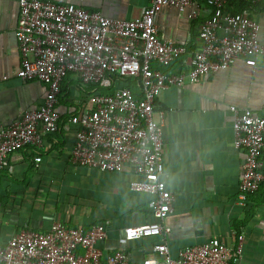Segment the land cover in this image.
<instances>
[{"label": "built area", "instance_id": "1", "mask_svg": "<svg viewBox=\"0 0 264 264\" xmlns=\"http://www.w3.org/2000/svg\"><path fill=\"white\" fill-rule=\"evenodd\" d=\"M258 5L264 0H238ZM195 5L193 18L206 12L200 25L199 49L190 53L186 45H176L159 36L156 18L164 6L184 12ZM15 31L21 58L17 77L47 86L43 104L24 112L10 125L0 127V173L11 172V157L22 149H40L44 136L60 130L59 102L62 84L75 75L85 86L97 90L114 89L112 94L92 93L84 112L64 124L77 127L71 152L75 166L101 172L132 170L143 179L130 189L152 196L149 209L154 221L124 230L127 242L161 238L153 255L137 264H233L243 252L213 239L201 246L182 250L173 258L167 244L171 229L166 219L174 212V196L164 180L165 112L155 119L156 99L163 90L198 84L204 78L227 70L237 59L250 67L264 55L261 28L251 9L233 14L229 0H151L138 20L105 17L72 4L49 0H19ZM175 63L182 72H164ZM177 64V65H178ZM138 79L141 97L115 80ZM79 96V95H77ZM233 115L235 148L245 152L239 201L264 185V116L248 108H229ZM37 156L35 162L41 163ZM107 239V226L90 229L68 227L54 222L46 232L23 229L0 247V264H131L126 248L104 256L98 247Z\"/></svg>", "mask_w": 264, "mask_h": 264}, {"label": "crops", "instance_id": "2", "mask_svg": "<svg viewBox=\"0 0 264 264\" xmlns=\"http://www.w3.org/2000/svg\"><path fill=\"white\" fill-rule=\"evenodd\" d=\"M49 1L127 21L138 20L151 5V0ZM18 3L0 0V127L38 109L47 93L44 84L17 77L21 64L15 35ZM195 8L193 4L180 12L164 6L156 18L160 38L186 45L190 53L197 51L200 25L207 14L193 18ZM251 12L264 45V1ZM257 61L256 67H250L237 59L227 70L198 84L163 90L156 99L155 119L165 112L164 180L174 196V212L165 225L171 229L167 244L175 259L182 250L213 239L235 249L241 238L243 252L233 264H264V185L246 202L239 201L245 152L235 148L229 110L231 106L248 108L264 116V55ZM171 72H182V68L178 64ZM66 83L74 93L61 96L59 132L45 135L40 149L14 153L12 171L0 173V247L23 229L46 232L54 222L90 229L106 223L107 239L98 246L104 256L126 248L130 263H140L153 255L154 246L162 240L127 242L124 230L154 221L148 206L152 196L131 191V183L143 178L130 169L109 173L73 164L77 127L70 131L63 127L69 118L84 112L90 97L81 101L79 85L69 79ZM37 156L42 158L38 165Z\"/></svg>", "mask_w": 264, "mask_h": 264}, {"label": "trees", "instance_id": "3", "mask_svg": "<svg viewBox=\"0 0 264 264\" xmlns=\"http://www.w3.org/2000/svg\"><path fill=\"white\" fill-rule=\"evenodd\" d=\"M229 3L231 5V8L229 9V11L233 14H236V13H240L241 11H243L244 9H254L255 7L259 6L260 4L258 5H255V6H252V5H247V4H244L242 2H239L238 0H229ZM178 63H175V65L171 66V67H174L176 66ZM171 67H168V68H160L159 66L157 65H153V68H157V69H162L164 72H171ZM70 76H74L75 75H68V77L64 80L63 84H62V95H65V96H68L70 93H74V91L72 90L71 92V87L69 85V83H66L68 82V79L69 81L71 80V82L75 83L76 85H81L82 82L80 79L76 78V80H72L70 78ZM124 85V86H127L129 87L133 93L135 94V96L137 98H140L141 97V88H140V84H139V80L138 79H122L120 77H117V79L115 80V84H116V88L120 87L121 85ZM90 90L92 91V93H97V94H112L114 89H110V90H103V89H96L95 87L93 86H90ZM87 91H89V89H87ZM88 93V92H87ZM61 99V97H60ZM74 117V116H73ZM62 118V117H61ZM262 159H264V150H263V155H262ZM264 162V161H263Z\"/></svg>", "mask_w": 264, "mask_h": 264}, {"label": "rangeland", "instance_id": "4", "mask_svg": "<svg viewBox=\"0 0 264 264\" xmlns=\"http://www.w3.org/2000/svg\"><path fill=\"white\" fill-rule=\"evenodd\" d=\"M87 89H89V91H91L90 90V86H85L83 84L82 85H79V90L81 91L80 92L81 93V96L79 95V98H80L81 101H83V100L84 101H87L88 100V97L91 96V94H86Z\"/></svg>", "mask_w": 264, "mask_h": 264}]
</instances>
